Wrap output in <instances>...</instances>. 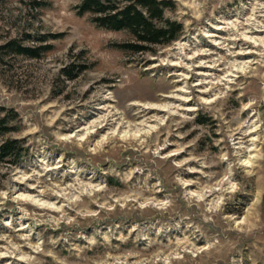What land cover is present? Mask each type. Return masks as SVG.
Returning a JSON list of instances; mask_svg holds the SVG:
<instances>
[{
	"label": "rangeland",
	"instance_id": "1",
	"mask_svg": "<svg viewBox=\"0 0 264 264\" xmlns=\"http://www.w3.org/2000/svg\"><path fill=\"white\" fill-rule=\"evenodd\" d=\"M166 1L182 36L135 54L81 0H0V145L24 149L0 162V264H264V45L234 29L264 25V0ZM186 45L208 55L184 85ZM221 57L222 77L244 69L202 92Z\"/></svg>",
	"mask_w": 264,
	"mask_h": 264
},
{
	"label": "trees",
	"instance_id": "2",
	"mask_svg": "<svg viewBox=\"0 0 264 264\" xmlns=\"http://www.w3.org/2000/svg\"><path fill=\"white\" fill-rule=\"evenodd\" d=\"M171 6L172 2L166 0H81L77 9L79 15H93V21L100 27L128 31L133 40L119 46L135 54H144L152 51V46L170 44L182 36L180 23L165 20V10ZM160 21L165 23L159 25ZM8 47L20 55L41 56V49L15 41H11ZM69 76L75 78L71 72ZM8 124L5 119H0V136L13 130ZM23 156L24 149L19 140H8L0 145V162L18 164Z\"/></svg>",
	"mask_w": 264,
	"mask_h": 264
},
{
	"label": "bare ground",
	"instance_id": "3",
	"mask_svg": "<svg viewBox=\"0 0 264 264\" xmlns=\"http://www.w3.org/2000/svg\"><path fill=\"white\" fill-rule=\"evenodd\" d=\"M256 17V16H255ZM250 19V21L246 24V26H244V24L242 23H237L234 27L235 30H237L236 32L237 33H240L241 35V38L239 37L240 39V42L243 41L245 44H250V45H264V38L263 37H259L258 36V32H262L264 31V25L260 22L258 24L255 23V20L254 19ZM259 22V21H258ZM233 26V25H232ZM215 29H217V31H220V30H223L222 27H215ZM246 29V30H245ZM243 30V31H242ZM223 32V31H222ZM208 37H216V38H213V42H214V45L216 46H219V45H222L223 43H225V41H220L219 39H217V37H219L217 35V33L213 30V31H210L208 32L207 34ZM237 36V34H236ZM235 40V39H234ZM237 40V39H236ZM237 42V41H236ZM242 44V43H241ZM225 45V44H224ZM190 46V45H188ZM187 45L186 46H183L182 49H183V53H185V55L182 54L181 57H179L180 61L175 63L174 65L176 67H182V68H185L183 69V71H181V73L179 74V76H181V78L178 80L179 83H183L184 85L187 83V79L189 78V75L190 73L188 72V70L186 71V69H188V67H191V63L196 59V57H200L202 58L203 55H208L207 53H199V54H195L194 55H191L190 54V47H188ZM223 46V45H222ZM220 46V47H222ZM231 47V46H230ZM186 51V52H185ZM250 53H252V51H246V50H241L239 49V51L236 53V56L237 58H243V57H250ZM181 55V54H180ZM245 55V56H244ZM223 58L221 57V59H216L215 58V62H214V65H208L206 66L208 68V71L207 73L206 72H203V71H200L198 74L200 76L199 78V83L196 84V86L198 87H203V88H206V91H202V92H207L208 91V88L209 86H212L213 84H218V85H221L222 84V81H228L227 80V77L228 76H231V77H238V73L237 72H241L243 69H244V66H245V62L244 63H241L239 64L238 61H234V64H233V68L231 69V71L227 74V75H224L223 77L221 76L223 74V71L221 68H219V66H221L222 64V60ZM197 60V59H196ZM236 60V59H235ZM203 62V61H202ZM211 62V60H210ZM209 64V63H208ZM199 66H202L199 65ZM233 79V78H232ZM230 80V81H233V80ZM217 86V85H216ZM178 91V90H177ZM180 91H182L181 93H186V86H183L182 89H180ZM176 93V92H175ZM188 93V92H187ZM181 94H179V98L178 99H182L184 101H188V99H186L184 96H180ZM187 96V95H186ZM183 97V98H182ZM186 103V102H184ZM191 108V107H190ZM189 109V108H188ZM191 110V109H189ZM142 128V127H141ZM88 129L90 128H86V132L83 134L82 136V139H84V137H86L89 133ZM128 133L129 132H125V136L128 137ZM140 133H142V130L140 129H137L134 131L133 135L134 136H137V135H140ZM144 133V132H143ZM146 133V132H145ZM78 135H81L80 133H76L74 134L73 136H78ZM240 138V137H239ZM257 140V139H256ZM248 141V140H247ZM254 144V142L252 143V145ZM242 145V144H241ZM248 147V146H247ZM243 148H245V146H240L238 149L240 150H243ZM248 149V148H247ZM245 149L244 153H246L247 151H250V150H247ZM253 150V149H252ZM240 152V151H239ZM242 152V151H241ZM240 152V153H241ZM17 186V185H16ZM210 188V187H209ZM207 191V190H206ZM220 191V190H219ZM207 192H209L210 195H214L216 194L217 192V189L215 188H211L209 189ZM20 199L24 200V201H29L32 200L34 202H37L33 196H30V194H24V193H19V196H18Z\"/></svg>",
	"mask_w": 264,
	"mask_h": 264
}]
</instances>
